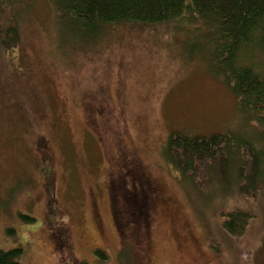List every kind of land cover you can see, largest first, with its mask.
Instances as JSON below:
<instances>
[{"label":"rangeland","instance_id":"rangeland-1","mask_svg":"<svg viewBox=\"0 0 264 264\" xmlns=\"http://www.w3.org/2000/svg\"><path fill=\"white\" fill-rule=\"evenodd\" d=\"M64 20L33 0L18 45L0 51V250L22 245L18 264H264V179L248 186L250 151L228 169L221 149L185 173L166 154L173 135L223 134L264 153L261 112L212 72L201 25H111L81 42ZM132 158L161 194L146 242L114 221L121 199L138 210L149 197ZM231 213L249 216L240 235L223 228Z\"/></svg>","mask_w":264,"mask_h":264},{"label":"trees","instance_id":"trees-1","mask_svg":"<svg viewBox=\"0 0 264 264\" xmlns=\"http://www.w3.org/2000/svg\"><path fill=\"white\" fill-rule=\"evenodd\" d=\"M49 2L60 19H65L64 21L71 25L74 37H78L81 42L86 41L88 35L94 37L99 31L111 25L157 26L182 20L190 24L197 22L201 26L195 29L206 37L205 41L210 46L212 72L230 87L243 109L255 117L261 112L259 120L264 121V65L258 69L254 64L245 65L253 59L256 52L264 55V0H49ZM32 3L33 0H0V51L8 54L18 45L16 22L22 12L29 11ZM85 33L87 35L84 38L82 35ZM242 149H248L251 153L253 171L246 181L249 187L255 188L258 181L264 179V153L260 150L259 152L251 144L236 141L232 135H214L209 138L173 135L168 140L166 154L170 155L173 163L177 159V168L185 173L195 162L214 161L218 153L219 159H224L225 167L230 169L232 163L236 161L233 156ZM51 158L46 159L49 165ZM241 168V166L238 168V173L241 172ZM243 185L240 183L237 187ZM126 200L121 199L123 205L121 214L116 210L114 213L113 208L114 221L116 219L117 223V216H120L126 220L121 223L120 229L123 231L124 226V233L128 231L126 237L132 239L133 229L138 232L135 237L146 242L150 224L147 212L154 208L151 198L147 197V202H143L145 208L139 207L138 210L133 206L131 208L129 200ZM124 204L128 206L125 207ZM245 218L248 220L249 216L231 213L224 222V230L230 235H240L247 224ZM21 221L25 223L33 220L21 216ZM146 252L147 247L144 258ZM24 254L22 245L8 251L0 250V264H18ZM96 255L105 261L104 253Z\"/></svg>","mask_w":264,"mask_h":264},{"label":"flooded vegetation","instance_id":"flooded-vegetation-1","mask_svg":"<svg viewBox=\"0 0 264 264\" xmlns=\"http://www.w3.org/2000/svg\"><path fill=\"white\" fill-rule=\"evenodd\" d=\"M115 153L117 154V153H120L119 152V149L118 148H116L115 149ZM52 162V161H51ZM136 163H135V161L133 160V158H132V164H131V166H132V174L134 173V171H138L139 172V174H140V176L141 175H144L143 174V172H144V170H142V171H140L139 170V168L135 165ZM138 177L137 176V178L139 179V182L141 181V183H144L145 184V188H144V190H143V192H146L145 194H148V196L151 198V202H153V200L155 199L156 201H157V203H159L160 204V201H161V199H160V197H161V194H160V191H159V188H158V186L156 185V183L154 184V181L152 182V180L151 179H149L147 176H141V177ZM151 188H154V189H151ZM140 190H141V188H140ZM155 190V192H154V194L151 192V191H154ZM142 191V190H141ZM144 198H145V196H143ZM160 208V206L159 207H157V208H152V209H150V211L149 212H147L148 213V215H149V219H150V226H152V215L154 214V213H156L155 212V210H158ZM162 210V209H161ZM147 249H148V247H147ZM146 255H147V252H146ZM145 255V256H146Z\"/></svg>","mask_w":264,"mask_h":264}]
</instances>
